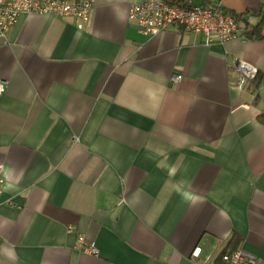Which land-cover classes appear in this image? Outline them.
<instances>
[{"label":"crops","instance_id":"1","mask_svg":"<svg viewBox=\"0 0 264 264\" xmlns=\"http://www.w3.org/2000/svg\"><path fill=\"white\" fill-rule=\"evenodd\" d=\"M144 1L22 16L0 40V264H220L234 236L264 262V25L146 35L128 17ZM192 1L241 33L264 17V0ZM237 60L257 86H235Z\"/></svg>","mask_w":264,"mask_h":264},{"label":"built area","instance_id":"2","mask_svg":"<svg viewBox=\"0 0 264 264\" xmlns=\"http://www.w3.org/2000/svg\"><path fill=\"white\" fill-rule=\"evenodd\" d=\"M92 6L93 0H0V40L6 42L10 30L22 16L53 15L86 21ZM128 17L146 35H157L170 26H180L185 32L203 36L206 45L215 40L223 43L244 39L238 22L219 4L194 3L192 0H146L132 4ZM235 71V86L239 89L254 81L258 73L254 66L241 60L235 62ZM180 79V76H174L170 80L178 82ZM4 87V83L0 81V95L4 92ZM1 170L0 165V196L4 184ZM66 232L72 233V227H67ZM74 250L81 254L98 255L95 243L81 234H76ZM199 256V249L192 252L191 259L195 264H216L211 257L200 260ZM219 260L220 264H264L254 254L242 248L221 254Z\"/></svg>","mask_w":264,"mask_h":264},{"label":"trees","instance_id":"3","mask_svg":"<svg viewBox=\"0 0 264 264\" xmlns=\"http://www.w3.org/2000/svg\"><path fill=\"white\" fill-rule=\"evenodd\" d=\"M170 2H175V0L174 1H170ZM230 15L233 16L237 22H239V20H240L239 16H236V15L231 14V13H230ZM253 15H255V13H253ZM263 25H264V17L262 18V20L256 26L251 27V29L244 28L243 33H241L243 38L247 39V40H260V39H262L260 30H261V27ZM252 82H254L256 84V86H257V84L259 82V77L256 75L254 81H252ZM238 243H239V238L234 236L232 238V240L230 241V244L233 246L231 251L237 248L236 246H237Z\"/></svg>","mask_w":264,"mask_h":264}]
</instances>
